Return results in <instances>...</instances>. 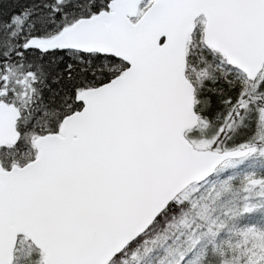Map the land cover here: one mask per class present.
Returning a JSON list of instances; mask_svg holds the SVG:
<instances>
[{
    "label": "snow or ice",
    "instance_id": "1",
    "mask_svg": "<svg viewBox=\"0 0 264 264\" xmlns=\"http://www.w3.org/2000/svg\"><path fill=\"white\" fill-rule=\"evenodd\" d=\"M0 264H264V0H0Z\"/></svg>",
    "mask_w": 264,
    "mask_h": 264
}]
</instances>
